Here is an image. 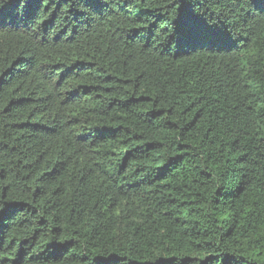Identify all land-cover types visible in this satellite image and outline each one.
<instances>
[{"label":"trees","instance_id":"1","mask_svg":"<svg viewBox=\"0 0 264 264\" xmlns=\"http://www.w3.org/2000/svg\"><path fill=\"white\" fill-rule=\"evenodd\" d=\"M0 264H264V0H0Z\"/></svg>","mask_w":264,"mask_h":264}]
</instances>
